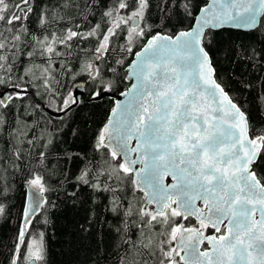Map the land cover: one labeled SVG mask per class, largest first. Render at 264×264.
I'll use <instances>...</instances> for the list:
<instances>
[{
    "label": "snow or ice",
    "instance_id": "6c2138e0",
    "mask_svg": "<svg viewBox=\"0 0 264 264\" xmlns=\"http://www.w3.org/2000/svg\"><path fill=\"white\" fill-rule=\"evenodd\" d=\"M61 198L96 264H264V0H0V264Z\"/></svg>",
    "mask_w": 264,
    "mask_h": 264
},
{
    "label": "trees",
    "instance_id": "16d2710c",
    "mask_svg": "<svg viewBox=\"0 0 264 264\" xmlns=\"http://www.w3.org/2000/svg\"><path fill=\"white\" fill-rule=\"evenodd\" d=\"M245 35L243 32L225 31L219 35V40L227 45L237 38L244 39ZM110 105L111 101L105 99L84 109L79 115L71 114L75 120L73 126L78 127L81 133L87 134L81 137L75 147H88L93 132L106 119ZM83 215L81 209L64 203L63 198L57 201V207L49 214L48 224L41 225L47 236L48 264H96L98 256L92 251L95 243L82 239L83 234L79 233L78 224ZM16 225V209L12 210L10 219L0 217V239H3L5 244L12 237ZM100 255H103V249L100 250Z\"/></svg>",
    "mask_w": 264,
    "mask_h": 264
}]
</instances>
